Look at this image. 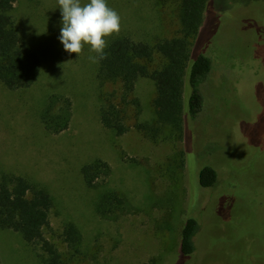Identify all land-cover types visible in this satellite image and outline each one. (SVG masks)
Returning a JSON list of instances; mask_svg holds the SVG:
<instances>
[{
	"label": "rangeland",
	"instance_id": "374dc122",
	"mask_svg": "<svg viewBox=\"0 0 264 264\" xmlns=\"http://www.w3.org/2000/svg\"><path fill=\"white\" fill-rule=\"evenodd\" d=\"M182 0H106L121 18L119 35L153 47L176 36ZM81 5L90 0H80ZM14 16L23 46L36 50L42 69L29 88L10 89L0 81V170L40 182L55 205L46 237L65 257L66 225L83 233L81 253L71 264H176L185 219L200 222L192 264H264V0H210L194 50L213 59L202 83L205 107L186 118L183 137L150 139L135 126L134 108L124 134L103 125L99 62L87 45L78 56L60 42L58 0H19ZM151 68L165 57L157 50ZM52 94L73 103L70 126L46 130L41 110ZM140 120L155 119L156 84L139 78ZM166 135V134H164ZM98 159L111 166L95 186L83 177ZM218 173L217 183L200 185L204 166ZM116 191L130 209L108 219L97 212L103 193ZM38 245L20 233L0 230L2 264H42ZM185 261V258H184Z\"/></svg>",
	"mask_w": 264,
	"mask_h": 264
},
{
	"label": "trees",
	"instance_id": "16d2710c",
	"mask_svg": "<svg viewBox=\"0 0 264 264\" xmlns=\"http://www.w3.org/2000/svg\"><path fill=\"white\" fill-rule=\"evenodd\" d=\"M18 1L0 0V81L13 90L31 87L42 69L39 53L21 43L14 16ZM209 1L182 0L178 34L159 41L155 47L130 37H116L108 42L106 58L99 60L98 66L101 85H112L111 90L101 95L103 104L100 111L105 127L119 135L124 134L129 129L126 122L133 106L135 126L145 136L155 140L168 134L183 137L186 118H196L204 110L201 85L214 67L211 56L193 48ZM155 50L165 57V63L151 68L143 59L152 60ZM143 77L156 84L153 100L155 119L152 122L140 120L142 104L136 96V87L139 78ZM72 116V100L63 94L48 96L41 110V121L51 133L66 130ZM111 170L108 163L98 159L85 165L82 173L85 182L95 186L97 177L108 176ZM217 178L214 167L207 165L201 168L199 180L202 187L214 186ZM54 205L50 190L42 183L0 170V230H13L29 244L38 245L43 252L40 254L42 264H71V260L81 253L83 233L73 222L66 225L64 239L70 249V257H65L58 246L46 237ZM129 205L127 198L110 191L100 196L97 212L103 218H119L130 209ZM200 227L195 216L185 219L180 241L181 261L176 264H192L186 259L197 250L196 238ZM153 264L160 263L155 259Z\"/></svg>",
	"mask_w": 264,
	"mask_h": 264
},
{
	"label": "clouds",
	"instance_id": "9594fccd",
	"mask_svg": "<svg viewBox=\"0 0 264 264\" xmlns=\"http://www.w3.org/2000/svg\"><path fill=\"white\" fill-rule=\"evenodd\" d=\"M58 4L62 18L59 39L64 50L79 56L87 45L92 63L106 58L108 38L121 31L118 12L106 0H90L83 5L80 0H58Z\"/></svg>",
	"mask_w": 264,
	"mask_h": 264
}]
</instances>
